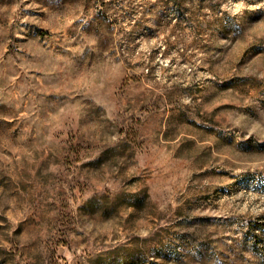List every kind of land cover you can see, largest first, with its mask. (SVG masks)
Segmentation results:
<instances>
[{"label": "rangeland", "instance_id": "1", "mask_svg": "<svg viewBox=\"0 0 264 264\" xmlns=\"http://www.w3.org/2000/svg\"><path fill=\"white\" fill-rule=\"evenodd\" d=\"M0 264H264V0H0Z\"/></svg>", "mask_w": 264, "mask_h": 264}]
</instances>
